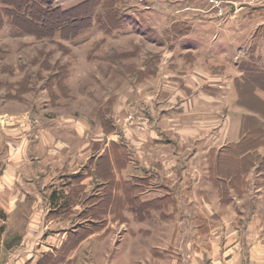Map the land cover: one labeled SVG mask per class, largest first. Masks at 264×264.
Returning a JSON list of instances; mask_svg holds the SVG:
<instances>
[{"label":"rangeland","instance_id":"rangeland-1","mask_svg":"<svg viewBox=\"0 0 264 264\" xmlns=\"http://www.w3.org/2000/svg\"><path fill=\"white\" fill-rule=\"evenodd\" d=\"M219 1L222 13L211 0H119V29L99 7L103 24L80 21L79 34L55 23L77 24L91 0H51L47 24L31 33L5 19L0 174L10 139L33 157L0 192L5 239L41 221L53 232L85 227L80 264H176L183 227L206 229L187 240L212 250L225 222H239L235 206L250 204L236 193L261 178L254 169L233 178L256 158L224 148L256 113L239 105L237 83L241 63L264 69V0Z\"/></svg>","mask_w":264,"mask_h":264},{"label":"crops","instance_id":"crops-1","mask_svg":"<svg viewBox=\"0 0 264 264\" xmlns=\"http://www.w3.org/2000/svg\"><path fill=\"white\" fill-rule=\"evenodd\" d=\"M241 125L238 124L239 128L237 126L239 137L234 140L235 143L240 141ZM7 145L6 154L1 157L3 173L0 174V192L4 187H13L16 183L15 176L8 175L9 171L17 169L16 163L21 159L24 163L33 159L29 146L22 145L16 149L17 144L12 143L11 139ZM35 169L39 173L38 168ZM258 175L261 183L256 186L255 182H252L246 193H236L238 196L234 199L241 204L248 201L250 206L248 209L235 206L237 213H234V218L237 217L239 222L233 223V218H230L228 223L225 222L226 231L212 244V250L205 249L199 242L192 243L187 240L190 236H199L203 232L207 234L206 229L195 226L193 232L191 226L182 228V243L179 248H172L171 251L182 258V261L176 264H264V185H261L264 183V175L262 172ZM29 180L30 178H27L26 182ZM216 216L219 218L217 214ZM38 218L42 220V213ZM183 222L186 223L185 218ZM5 231L0 232V264H80L77 259L78 252L88 240L84 237L80 240L78 237L79 234L88 235L85 233L88 231L85 227H66L53 232L42 228V221L30 226L25 233L22 232L19 237L13 239H5ZM219 232V226L210 229V233L214 235H219ZM83 239H86V242H82Z\"/></svg>","mask_w":264,"mask_h":264},{"label":"trees","instance_id":"trees-1","mask_svg":"<svg viewBox=\"0 0 264 264\" xmlns=\"http://www.w3.org/2000/svg\"><path fill=\"white\" fill-rule=\"evenodd\" d=\"M119 0H91L90 10L88 12H82L80 14L79 22L75 25L71 22H64L60 24L56 22L55 32H60L63 35L65 30L78 28L76 33H82V23L80 21L87 22L85 25H91L95 17L98 18V23L103 24V16L99 14L97 9H107L109 13L105 16L107 23L114 29H119L123 24L122 17L118 11H113ZM100 7V8H99ZM51 0H0V28L4 26V21L7 18L12 27L20 29L25 33H31L28 31L30 24L37 26V28L44 27L46 23V12L51 11ZM80 13V11H78ZM43 14V17L40 18ZM83 22V23H84ZM121 24V25H120ZM27 28V29H26ZM81 29V30H80ZM250 59H254L251 56ZM251 61V60H250ZM250 62H243L240 65L241 71L244 73V77L237 83L239 93V105L246 107L256 113L245 114L243 116L241 125V139L235 143L233 149H226L229 153L241 154V159H248L247 157H255V161L247 162L242 160L240 166H244V169L237 168L233 171V178L240 177L242 174H248L251 170L256 172H262L264 175V154L259 151L260 147H264V99L259 95V90L264 92V69H258L254 67V64L250 65ZM262 77V78H261ZM228 147V146H226ZM232 147V146H231ZM229 147V148H231ZM234 166L236 165L233 162ZM246 172L241 173L240 172ZM261 185H264L261 184ZM237 189L238 186H233ZM243 193L240 189L238 193Z\"/></svg>","mask_w":264,"mask_h":264},{"label":"built area","instance_id":"built-area-1","mask_svg":"<svg viewBox=\"0 0 264 264\" xmlns=\"http://www.w3.org/2000/svg\"><path fill=\"white\" fill-rule=\"evenodd\" d=\"M212 8L218 10V12H221L224 10V7L222 6L221 1L219 0H211ZM11 264V263H7Z\"/></svg>","mask_w":264,"mask_h":264}]
</instances>
